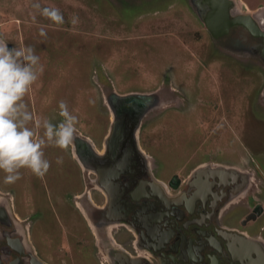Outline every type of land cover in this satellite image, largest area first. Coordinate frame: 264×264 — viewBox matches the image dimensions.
I'll return each mask as SVG.
<instances>
[{"label":"rangeland","instance_id":"rangeland-1","mask_svg":"<svg viewBox=\"0 0 264 264\" xmlns=\"http://www.w3.org/2000/svg\"><path fill=\"white\" fill-rule=\"evenodd\" d=\"M244 1L252 8L262 0ZM44 9L58 10L62 22ZM205 10L200 0H0V39L9 49L31 46L44 67L24 98L35 118L59 124L63 100L77 117L76 134L98 143L110 130L108 100L132 96L136 146L157 163L159 176L186 177L197 162L220 159L250 173L249 154L264 150L259 41L238 25L213 38ZM43 151L50 162L43 176L21 168L18 180L5 183L0 170V198L10 211L0 228L16 236L30 223L32 244L49 264H97L67 196L81 187V174L87 181L86 172L67 149L48 144ZM258 183L250 180L248 191ZM88 190L100 198L94 187L77 192L87 201Z\"/></svg>","mask_w":264,"mask_h":264},{"label":"flooded vegetation","instance_id":"flooded-vegetation-1","mask_svg":"<svg viewBox=\"0 0 264 264\" xmlns=\"http://www.w3.org/2000/svg\"><path fill=\"white\" fill-rule=\"evenodd\" d=\"M236 4L242 6L239 0ZM233 6L232 2L228 10ZM254 25L261 35L238 26L258 39L257 52L264 62V25ZM258 95L264 113V85ZM134 104L117 98L106 103L107 110H116L114 119L124 121L118 148L105 145L108 127L98 143L76 132L67 148L79 170L86 172V182L81 174V187L101 193L96 200L88 190L87 201L82 191L77 192L81 187L67 194L85 222L97 264H264V150L249 154L250 173L220 159L197 162L186 177H161L157 163L130 138V114L136 119L138 115ZM100 148L104 150L97 151ZM256 178L257 189L248 191L250 180ZM7 202L0 200L2 227L9 222ZM28 224L26 233L18 226L16 236L0 228V264H49L33 246Z\"/></svg>","mask_w":264,"mask_h":264},{"label":"clouds","instance_id":"clouds-1","mask_svg":"<svg viewBox=\"0 0 264 264\" xmlns=\"http://www.w3.org/2000/svg\"><path fill=\"white\" fill-rule=\"evenodd\" d=\"M44 14L62 22L58 10L44 9ZM43 71L34 48L21 46L9 49L7 41L0 39V170L6 173L5 183L18 180L21 168L43 176L50 168L44 147L54 144L67 149L75 139L78 120L70 113L65 101L59 103L63 117L59 124L46 118H35L25 102V96ZM40 128L43 129L42 135L37 132ZM62 162L58 157L57 163Z\"/></svg>","mask_w":264,"mask_h":264},{"label":"water","instance_id":"water-1","mask_svg":"<svg viewBox=\"0 0 264 264\" xmlns=\"http://www.w3.org/2000/svg\"><path fill=\"white\" fill-rule=\"evenodd\" d=\"M207 6V10L202 17L203 25L208 33L213 37L217 38L227 33L230 26L242 25L247 29L252 35H261L258 27L254 25V22H258L260 27L264 25V6L258 7L251 12L246 10V12H240L239 5L236 4V0H203ZM233 2L234 6L232 9L228 10V6ZM242 17L245 21H239L237 18ZM263 20L261 24L258 19ZM117 100H132L136 103V98L129 96V98L124 96H116ZM134 112V110H132ZM134 113L130 114L131 120H135L136 117L133 116ZM125 115V114H124ZM140 116V115H139ZM125 117V116H124ZM129 118V119H130ZM137 120H139L137 116ZM136 122V121H135ZM138 123V122H137ZM135 123V125L137 124ZM134 125V126H135ZM110 137V136H109ZM114 137L112 132L111 138L109 140L110 146L112 147L111 140ZM134 141V140H133ZM10 264V263H9Z\"/></svg>","mask_w":264,"mask_h":264},{"label":"bare ground","instance_id":"bare-ground-1","mask_svg":"<svg viewBox=\"0 0 264 264\" xmlns=\"http://www.w3.org/2000/svg\"><path fill=\"white\" fill-rule=\"evenodd\" d=\"M237 20H239V21H245V20H243V18L242 17H239V18H237ZM112 111V110H111ZM116 110H114L113 109V111L111 112V114H112V120H111V126H110V130H109V132H108V134H107V136H108V139L106 140V142H105V145L107 144V143H109V140H110V138H111V134H112V132L114 133V137H113V139L111 140V143H112V147L111 148H113V149H115V148H118V146H119V140L123 137V123H124V121H123V119L121 120L120 119V121H117V120H115L114 119V116L116 117ZM125 118V117H124ZM136 121V122H135ZM138 122V120L137 119H135L134 121H133V127H132V133H131V136H130V138H131V140H135V137H136V126H137V124L135 125V123H137ZM135 125V126H134ZM107 136H106V138H107ZM110 136V137H109ZM109 146V145H108ZM98 181V180H97ZM99 182V181H98Z\"/></svg>","mask_w":264,"mask_h":264},{"label":"crops","instance_id":"crops-1","mask_svg":"<svg viewBox=\"0 0 264 264\" xmlns=\"http://www.w3.org/2000/svg\"><path fill=\"white\" fill-rule=\"evenodd\" d=\"M242 4V6L246 9V10H251V9H254V8H258L259 5H262L264 4V0H262L261 2L258 3V5L254 6V7H249L244 0H239ZM112 115V114H111Z\"/></svg>","mask_w":264,"mask_h":264}]
</instances>
